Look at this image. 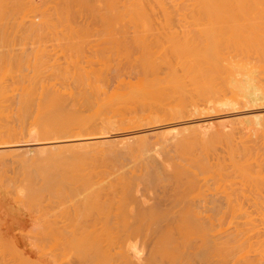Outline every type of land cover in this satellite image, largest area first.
<instances>
[{
    "label": "bare ground",
    "instance_id": "obj_1",
    "mask_svg": "<svg viewBox=\"0 0 264 264\" xmlns=\"http://www.w3.org/2000/svg\"><path fill=\"white\" fill-rule=\"evenodd\" d=\"M57 2L49 7L45 5L47 8L40 9L38 17L34 14L35 19L29 17L31 14L29 11L32 10L27 8L22 12L23 18L19 16L21 18L19 20L0 21V167L3 166L4 170V167L16 166L20 174L19 171L16 172L18 176L14 178L11 175L12 183L14 179H18L22 184L15 186L18 185V180H15L16 184L10 185L12 189H9L7 181L5 183H8V191L21 204L28 206V209L38 206L45 196H49L51 199L52 197L58 199V205H62V211L59 208V213L55 212L57 215L65 218L70 211L73 213L72 219L78 227L73 226L79 230L78 237L70 236L71 238L68 240L67 237V240L69 247L77 253L76 264H264V194L248 200L239 191V197L242 194L246 199L242 201L234 197L236 187L232 186L240 184V180L243 182L242 178L247 180L248 173L246 174L245 170L249 168L250 171L253 168L247 167V161H250L251 156L247 152L249 148L246 151L245 147L240 148L236 144L237 139L243 142L246 135L254 130H249L246 126L249 134L243 132L246 127L241 128V125L244 127L250 122L244 124L241 120L237 122L239 119H236L230 127L219 122L227 128L215 130L213 127L212 133L206 131L208 127L203 128L205 131L199 130L198 125L194 126L198 129H194L191 134L181 137H178L181 128L179 132L172 133L176 126L171 125L172 129L151 133L154 135L152 142L148 140V136L135 135L134 132V135L129 133L128 136L119 138L115 144H111L112 141L106 135L108 130L103 131L105 135L99 131L109 126L127 128L142 125V122L151 124L153 121L171 120L183 114L185 117L187 109L192 111L196 109V112H199L204 102L205 105L206 102L211 103L216 94H219V97L214 98H218V101L221 97L226 98L227 100H224L226 104L235 101L242 105L244 103L240 102L244 98L252 102L260 99L259 95H255V90H250L249 86H239L233 79L231 58L244 59L243 63L247 65L256 63L259 66L258 70L264 71V65H261L264 64V0H66L62 4ZM22 7L26 9L25 6ZM8 13L10 14V11ZM76 20L81 23H77ZM48 48L54 52L52 55H62L65 65L63 70L55 72L56 68L54 71L48 68L53 66L46 59L51 55V51L48 54ZM46 54L48 56L44 59ZM58 57H53V63H56ZM113 61H116L115 66L111 63ZM239 63H236L237 68ZM62 66L61 64L59 68ZM111 71L114 74H111ZM255 72L257 73L256 69L254 73L252 72L253 75ZM260 73L262 77L264 76V72H259L254 75L256 77H253L254 80H260ZM110 75H113L114 83L109 91ZM242 75L243 80L245 74ZM262 81H258L261 82L259 86L264 85ZM57 84L62 89L57 88ZM83 87L89 90V97ZM150 124L149 126H152ZM252 124L257 126V123ZM31 132L39 134L42 138L40 143H37L40 144L39 147L36 146L38 148L29 147L28 144H13L18 138ZM172 140L176 149L185 150L183 152L185 159L194 163L196 176L199 173L203 175L202 183L206 181L204 180L206 175H217L218 183L223 185L225 193L224 204V199L221 200L224 208L221 209V205H217L218 209L214 213L204 215L196 209L194 197L187 201L173 198L168 200L167 204L157 203L156 200L146 204L143 199L138 200L139 197L133 192L134 188L123 181L122 198L131 205L130 215L138 216L141 223H146L147 226L143 223L145 231L148 237L151 235L149 239L143 241L148 243L149 240L150 249L144 255L146 259L142 258L143 251L137 244L138 240L133 239L135 237L131 239L130 234L127 238L124 237L122 243L118 237H115L118 241L113 239L108 240V243L103 242L104 239L102 243L92 241L93 233L102 231V223L97 222V219H91V216L94 213H105V217L111 214L106 215L112 208L110 200L112 197L109 196L112 192L115 193L112 185L117 183L113 178V183L108 184L110 177H106L108 185L105 184L106 181L103 183L106 178L103 180L99 178L101 181L93 180L96 173L94 167L96 169L97 165L105 166L109 162H117L125 155H129L130 158L132 154L147 152L151 155L143 156L145 159L142 160H145L144 163L155 164L158 161L156 162L153 152L165 151ZM245 141L248 139L245 138ZM218 142H222V146L225 147L224 152L221 151L225 155L222 160L220 159L222 154L218 156L219 159L216 155V161L210 164L207 155L211 154L212 145ZM220 145L221 143L218 146ZM253 157L251 161L255 164ZM225 160L228 163L226 164L233 168L235 177L240 176L237 178L238 182L233 181L234 176L230 172H225L224 168L228 167H223L221 163ZM248 163L253 166L252 163ZM150 165L154 166L152 163ZM30 168L34 170V174ZM148 173L149 176L146 174L148 176L146 177H151L152 181L160 179L156 169L149 170ZM261 173H257L258 176ZM1 175L3 177L4 174ZM5 177H8V172ZM5 177L3 178L6 179ZM166 179L168 180V177ZM254 179L249 180L248 184L253 181L257 185L262 180L257 182L258 178L255 181ZM6 180H9V177ZM190 185L197 187L196 181ZM242 185L244 186V183ZM247 185L246 188L249 187ZM251 185L256 188L253 183ZM114 187L117 189L116 185ZM228 188L230 190H227ZM66 199L69 201L68 206L64 205ZM49 201L52 200L47 199L46 204ZM55 205L53 203L54 208ZM39 206V209L42 208ZM114 208L121 211L123 209L122 204ZM63 211L67 215H63ZM90 220L99 226L91 227ZM64 230L70 234L73 231L65 228ZM110 232L116 234L115 231ZM126 232L128 233V230ZM4 242L6 241L0 236V264H34L31 262L33 259L30 263L28 258L25 259L26 257L17 252L13 244L6 242L11 245L8 246ZM64 243L62 244L67 247L68 245ZM59 244L62 246L60 242ZM65 262L75 264V261Z\"/></svg>",
    "mask_w": 264,
    "mask_h": 264
},
{
    "label": "rangeland",
    "instance_id": "obj_2",
    "mask_svg": "<svg viewBox=\"0 0 264 264\" xmlns=\"http://www.w3.org/2000/svg\"><path fill=\"white\" fill-rule=\"evenodd\" d=\"M6 1V2H5ZM27 1H29V2H27ZM37 1H38V3H37ZM56 1H58L57 3H59L60 2V4H62L64 1H66V0H0V4L3 2V4H1L0 5V21H2L3 19L5 20V21H13V20H19V19H21L20 17H22V16H24L23 14H22V12H24L25 10H27V8H28V10H29V8H30V10H32V12H30L29 11V14H30V16L29 17H34V14L38 17V11L40 10V9H43L44 7V9H46L47 7H49V6H51V5H53V4H56ZM12 2V3H11ZM26 2H27V5H26ZM43 2V3H42ZM6 3V4H5ZM22 3V4H21ZM31 3V4H30ZM40 3V4H39ZM11 4V5H10ZM20 4V5H19ZM5 5H8V6H5ZM41 5V6H40ZM47 7H46V6ZM12 8H11V7ZM15 6V7H14ZM19 6H21V8H22V10H21V8H18ZM22 6H25V8L26 9H23V7ZM7 7V8H6ZM39 7V8H38ZM18 8V9H17ZM32 8V9H31ZM34 8V9H33ZM8 9V10H7ZM13 9V10H12ZM19 10H21L20 12H19ZM35 10V13H33V11ZM37 10V11H36ZM10 11V14L8 13V12ZM37 12V13H36ZM8 15H7V14ZM5 14H6V16H8V17H10L11 16V14H12V16L9 18V19H7L8 17H6L5 16ZM18 14V15H17ZM10 15V16H9ZM4 16V17H3ZM15 16V17H14ZM20 16V17H19ZM37 17H36V19H37ZM14 18V19H13ZM23 18V17H22ZM2 19V20H1ZM34 19H35V17H34ZM3 20V21H4ZM77 21V23H81L80 21H78V20H76ZM262 23V22H261ZM261 25V24H260ZM261 27V26H260ZM263 27V26H262ZM86 50V49H85ZM51 50H50V48H48V54H49V52H50ZM87 51V50H86ZM85 51V53H88V52H86ZM54 52L53 51H51L50 52V54L52 55ZM48 54H46V56H44V59L48 56ZM51 55H50V57H51ZM57 56H59L60 57V59H59V57H58V59L56 60V63H53V59L55 58V57H57ZM49 56L46 58V59H48L49 60V64L50 63H52L51 65H53V66H51V68H50V66H48V68L49 69H51V71H54V69H55V72H57V70L59 71L60 69L61 70H63L64 68L63 67H65V65L63 64L64 63V60H63V58H62V55H60V54H58V55H52V57L50 58ZM54 57V58H53ZM114 57V56H113ZM50 58V59H49ZM231 58V57H230ZM234 58V59H233ZM233 58H231L232 59V64H231V70H232V77H233V79L236 81V83L237 84H239V86L241 85V86H244V87H246V86H249L251 89L250 90H252L253 89V91H254V93H255V95H259L260 96V99H258L257 101H250L248 98H244V100L246 99V101H244L243 99H242V101L240 102V103H244V104H242V105H240L239 104V102L237 103V102H235V101H232V102H230V104H226V101H224V100H227L226 98H222L221 97V95H220V97H221V99H219V101H218V98H214L215 96L216 97H219L217 94L216 95H214V97H213V103L211 102L210 103V101L207 103L206 102V104L207 105H205V102H204V104L203 105H205V107L206 108H204V106L202 105L201 106V108H200V110H199V112H196L197 110L196 109H194L193 111L191 110V109H187L188 111H186L187 112V114L185 113V117H183L184 116V114L183 115H181L182 116V118H181V116H179V117H176V118H174V119H171V120H166V121H161V122H154L153 121V123H146V122H144V124H143V122L141 123L142 125H138V126H140V127H138V126H134V127H124V128H122L121 126H109V127H104L103 129L102 128H100V129H102V131L101 130H99L101 133L104 131V132H107V130H108V133L106 134V135H108V139L110 140V141H112L111 142V144L112 143H114L115 144V142L119 139V138H122L123 136H128L129 135V133H130V135H134V132H135V135L137 134V135H140V134H144V136H148V140L149 141H151L152 142V140H154V135L153 134H155V132H160V130H163V129H172L171 128V125H175L176 126V128L174 127V126H172V127H174L173 129H172V133H174V131H176V132H179V128H181V130H180V132H179V134H178V137H181V136H184V135H188V134H191L192 132H193V130L194 129H198V127L196 128V127H194V126H198V125H200L199 127L200 128H202V129H200L199 128V130H201V131H203L204 129V127H205V129H206V131H208V133H212V131L215 129V130H217V129H223V128H225L227 125V127H230V126H232L233 125V123L236 121V119H239V120H237V122L238 121H242L244 124H245V122L247 123H249V124H245L244 125V127H242V123L240 122L239 123V125H241V128H245L246 126L249 128V130H251V129H254V130H251V132H249L248 133V128L246 129H244V131L243 132H245V134L247 133V134H249V135H246V140L248 139V141L246 142L245 141V138H244V141L243 142H239V139H237V141H236V144H237V147H240V148H242V147H245V149H246V151L248 150V148H249V150H250V152H249V150L247 151L248 152V154L249 155H251L250 156V161L248 160L247 161V167L248 166H250V168L251 167H253V168H251L250 169V171L251 172H253V173H255L256 174V176H255V174H253V173H250V171H249V168H247L246 166H245V168L244 169H248V170H245V173L247 174V180H244L243 178H242V181L243 182H241V180L239 181L237 178H239L240 176H237V177H235L236 175L234 174V171H233V168L231 167V166H229V165H227L228 163H227V161L225 160V161H223V162H221L222 163V166L223 167H228L227 169H225L224 168V170H225V172H230V174L232 175V176H234V177H232V179H233V181H236V182H240V184L239 183H237V184H233L232 186L234 187H238L239 185L241 186H239V189L237 190L235 187V189H234V193H236V194H234L233 193V195H234V197H237L239 200H242V201H244V200H246V199H244V197H246L248 200H252L253 198H255V197H260L261 195H263L264 194V164H263V162H264V157H262V156H264V94H263V90L264 89H262V88H264V85H262V84H260V86H259V83H261V82H258V81H264V79H262L261 80V78H263L262 77V75H261V73H260V75H261V77H260V80L258 79L259 77H257V79L258 80H254V78L253 77H255L254 75H257L259 72H264V71H261V70H258V68H259V66L255 63V64H249V65H247L246 63H243L245 60L243 59V60H241L239 57H237V59H235L236 57H233ZM264 58V57H263ZM58 60H60V61H58ZM235 60V61H234ZM241 61V62H240ZM55 62V61H54ZM62 62V63H61ZM240 62V63H239ZM256 62V61H255ZM58 63H59V65H58ZM63 65L61 68H59V66H61V64ZM112 63V65L113 66H115L114 64L116 63V61H113V62H111ZM111 63H110V65H111ZM236 63H239L238 64V68H237V64ZM56 64H57V66H56ZM234 64V65H233ZM235 64H236V66H235ZM111 65V66H112ZM243 65V66H242ZM253 65H254V67H256L255 69H256V71H257V73L255 72V74L253 75V73H254V71H255V69H254V67H253ZM256 65V66H255ZM261 65H264V64H261ZM235 66V67H234ZM246 66V67H245ZM233 67H234V69H233ZM241 68V70H240V68ZM245 67V68H244ZM94 68L96 69L97 67H95L94 66ZM236 68V69H235ZM247 69V70H246ZM246 71V73L244 72V71ZM252 70H254V71H252ZM253 72V73H252ZM113 72L111 71V74H112ZM237 73V74H236ZM240 73V74H239ZM114 74V73H113ZM242 74H245V77H243V80H242ZM239 75V76H238ZM242 75V76H241ZM250 76V78H249V76ZM113 77V75L111 76H109V84L110 83H112V84H108V90H109V88H110V90H111V88H112V85H113V83H114V80L112 81V78ZM236 77V78H235ZM251 77H252V81H251ZM238 78V79H237ZM256 78V77H255ZM111 79V80H110ZM238 80V81H237ZM246 80V81H245ZM248 80V81H247ZM254 80V81H253ZM241 81V82H240ZM263 81H262V83H263ZM256 83V84H255ZM258 83V84H257ZM245 84V85H244ZM264 84V83H263ZM253 85H254V87H253ZM261 85H262V87H261ZM57 88H59V89H62V87L60 86V85H58L57 84V86H56ZM259 87V88H258ZM84 88V87H83ZM254 88H256V89H254ZM259 89H260V92H259ZM84 90L88 93V89L87 88H84ZM109 90V91H110ZM258 93V94H257ZM88 95V97H89V93L87 94ZM61 96V95H60ZM213 96V95H212ZM94 97L91 95V99H93ZM214 99H216V100H214ZM223 99V100H222ZM240 100H241V98H240ZM214 104V105H213ZM189 108H191V107H189ZM203 108V109H202ZM193 109V108H192ZM202 109V110H201ZM215 109V110H214ZM190 111V112H189ZM190 114H189V113ZM191 112H192V114H191ZM194 113V114H193ZM260 113V114H259ZM252 114V115H251ZM198 115V116H197ZM259 117V118H258ZM241 118V119H240ZM250 120V121H249ZM167 121H168V123H167ZM219 122H222V125H223V123L226 125V126H222ZM231 122V123H230ZM236 122V123H237ZM252 122L253 123H257V126H256V124H252ZM170 123V124H169ZM198 123V124H197ZM200 123V124H199ZM235 123V124H236ZM260 123H261V126L263 125V127H261L260 126ZM263 123V124H262ZM146 124V125H145ZM148 124V125H147ZM149 124L150 125H152V126H149ZM156 124V126H154ZM259 124V125H258ZM113 125V124H112ZM213 125V126H212ZM237 125H238V123H237ZM252 125H254L253 126V128H252ZM141 126H143V128L141 127ZM146 126V127H145ZM136 127V128H135ZM170 127V128H169ZM210 127L212 128V129H210ZM213 127H214V129H213ZM222 127V128H221ZM226 127V128H227ZM256 129H255V128ZM114 128V129H113ZM133 129V128H135V129H133V130H128V129ZM137 128H139V129H137ZM141 128V129H140ZM225 128V129H226ZM261 128H262V130H261ZM117 129V130H116ZM127 129V130H126ZM157 129V130H156ZM175 129V130H174ZM124 130V131H123ZM165 130H164V132H165ZM224 130V129H223ZM256 130V131H255ZM117 131V132H116ZM148 131V133H146ZM152 131V132H151ZM168 131V130H167ZM170 131V130H169ZM205 131V130H204ZM211 131V132H210ZM221 131V130H220ZM254 131V132H253ZM103 132V133H104ZM115 132V133H114ZM138 132V133H137ZM139 132H141V133H139ZM143 132V133H142ZM150 132V133H149ZM171 132V131H170ZM125 133V134H124ZM128 133V134H127ZM151 133H153V134H151ZM262 133V134H261ZM127 134V135H126ZM150 134V135H149ZM29 135V136H28ZM104 135H105V133H104ZM112 135V136H111ZM28 136V137H27ZM249 138H248V137ZM23 137H24V139H23ZM40 137V135L39 134H37V133H28V134H26L25 136H22V137H20V138H18V140L17 141H14L13 142V144L15 143L16 145H29V147H36V146H38L39 147V145L40 144H37V143H40V139H42L41 137ZM251 137V138H250ZM262 137V138H261ZM111 138V139H110ZM116 138V139H115ZM255 138V139H254ZM37 139H39V140H37ZM253 140V141H252ZM258 140V141H257ZM96 141V140H95ZM250 141V142H249ZM254 142V143H253ZM262 142V143H261ZM219 143H221V145H220V147L218 146L219 145ZM239 143V144H238ZM244 143V144H243ZM256 143H258V144H256ZM260 143H261V145H260ZM14 144V145H15ZM113 144V145H114ZM241 144H242V146H241ZM245 144H247L246 146H243V145H245ZM252 144H254V145H252ZM109 146V145H108ZM222 142H218L217 144H213L212 145V147H213V149H212V151H211V154H214V155H211V154H208L207 155V159H208V162L210 163V164H214V162L216 161V158L220 155V154H222L223 155V152H224V146H222ZM250 146H251V148H250ZM262 146V147H261ZM38 147H36V148H38ZM107 147V146H106ZM217 147V148H216ZM219 147V148H218ZM247 147V148H246ZM260 147V148H259ZM256 148V149H255ZM258 148V149H257ZM216 149V150H215ZM219 149V150H218ZM223 149V150H222ZM259 149H261V150H259ZM218 150V151H217ZM263 150V151H262ZM169 151H171V153L169 152ZM185 150H183V149H176L175 147H174V144H173V140H172V142H169V144H168V146H166V148H165V151L164 150H161V153H160V151L159 152H153L154 154H153V156L154 157H156V162L157 163H155L154 164V162H150V163H144V161L145 160H142V159H145L144 157H147L149 154L151 155V153H135V154H132V155H130V158H129V155H125V157L124 156H122V157H124V158H122V157H120L121 158V160H120V163H119V160H117V162H109L110 164H114L115 165V167H114V165L112 164V166H110V164L109 163H107L108 164V166H104V165H102V166H100V165H97L98 167H96V169H95V167H94V171L96 172L95 173V175H94V177L96 178H94L93 177V180H97L98 179V181H101V180H103V178H108V177H110V178H108L109 179V181H108V184L109 183H113V178L115 179V181H117V183H113V185H112V188H113V191H115V193L113 194V192H112V194L109 196V198H111L110 200H111V202H112V208H110L111 210H109L107 213H106V215L107 214H110V215H107L106 217H105V213H94V214H92V216H91V219L92 218H94V219H97V222H100V224L102 225V231H100V232H98V231H96V234H95V232L93 233V237H91V239H92V241H95L96 240V242L97 243H102V241H103V239H104V241L103 242H105V243H108V240L109 241H113V239L115 240L116 238L115 237H118V239H119V242L120 243H122L123 241H124V237H128V235L130 236V238L132 239L133 237H135V238H133V239H135V240H138L137 242H139V243H137L138 244V246H139V248H141L142 249V251H143V255H142V258H145V254L146 253H148V250L150 249L149 247V240H148V243H147V241H146V243H144L143 241L144 240H146L147 238L149 239L150 237H151V235H149V237H148V235H147V233H146V231H145V226H147L146 225V223H144V222H142L141 223V221H139L138 219H140L138 216H131L130 215V213H129V209H131V205H130V203H129V205H128V201L127 200H124L123 198H122V188H123V186H124V183H128V184H130L129 186L130 187H132V189H133V192H135V194L139 197L138 198V200L139 199H143L144 201H145V203L146 204H151L152 202H155V200H156V202L157 203H161V204H167V202H168V200H171V199H175V200H185V201H187V200H189L190 198H196V209H198L199 211H201L202 212V214H204V215H208V213L210 212V214L211 213H214V211H216L217 209H218V207H217V205H221V209L222 208H224V201H225V199H224V189L222 188L223 187V185L222 184H219L218 182V179H217V175H215V174H212V175H206V177L204 178V180H206V181H204L203 183H204V185H203V183H202V181H203V175L202 174H198L197 176H196V166L194 165V163L191 161H187L185 158V154L183 153ZM213 151H215L214 153H212ZM221 151H223V152H221ZM255 151V152H254ZM258 151V152H257ZM220 152V153H219ZM253 152V153H252ZM159 153H160V155H161V157H160V155H159ZM164 155H163V154ZM178 155H177V154ZM180 153V154H179ZM216 153V154H215ZM218 153V154H217ZM260 153V154H259ZM263 153V154H262ZM137 154V155H136ZM158 154V155H157ZM169 154H171V155H169ZM257 154H259L258 156H257ZM133 155H136V157H134ZM142 155V156H141ZM157 155V156H156ZM168 156L167 158H164V156ZM210 155H211V157H210ZM216 155H217V157H216ZM224 155H225V153H224ZM224 155L223 156H221V158L220 157H218V159L220 158L221 160H222V158L224 157ZM254 157H253V156ZM140 156V157H139ZM144 156V157H143ZM173 156H175L174 158H173ZM128 157V158H127ZM142 157V158H141ZM163 157V158H162ZM171 157H172V160H171ZM214 159H213V158ZM254 158V159H252L254 162H255V164L254 163H252V161H251V158ZM137 158V159H136ZM179 158V160H177ZM257 158V159H256ZM136 159V160H135ZM140 159V160H139ZM163 159V160H162ZM255 159H256V161H255ZM123 160V161H122ZM131 160V161H130ZM133 160V161H132ZM135 160V161H134ZM164 160H166V161H164ZM215 160V161H214ZM124 161L126 162V163H124ZM137 161V162H136ZM147 161V160H146ZM168 161V162H167ZM179 161V162H178ZM143 162V163H142ZM162 162V163H161ZM248 162H250V163H252L253 164V166L252 165H250ZM129 163V164H128ZM152 163V165H156L155 166V169H156V171H158V176L160 177V179L159 180H154V181H152L150 178H147L148 176H149V173H148V171L149 170H151V171H153V170H155L150 164ZM168 163H170V165L168 164ZM178 163V164H177ZM184 163V164H183ZM227 163V164H226ZM105 164V163H104ZM158 164H159V166H158ZM163 166H162V165ZM185 164H186V166H185ZM226 164V165H225ZM263 164V165H262ZM117 165V166H116ZM134 165V166H133ZM143 165V166H142ZM150 167H149V166ZM179 166V168H178V166ZM256 165V166H255ZM99 166L101 167V168H99ZM124 166V167H123ZM146 166V167H145ZM160 166H162L163 167V170H162V167H160ZM181 166V167H180ZM189 166V167H188ZM8 167V166H7ZM4 167V170H3V166H2V168L0 167V170H1V172H0V175L3 173L4 175H3V177H5V176H7V172H8V177H9V180H6V179H8V177H5L6 179H4L3 177H2V175L0 176V236L2 237V239H4V241H6V242H10L11 243V245L13 244V246H15L14 247V249L17 251V252H19L20 254H22L24 257H26L25 259H27L29 262L31 261V259H33L31 262H33L34 264H65L66 262H65V260H67V261H72V263L75 261V264H76V261H77V253L76 252H74V250L73 249H71L70 247H69V239L72 237L73 238V236L75 235V237H78V234H77V232L79 231L77 228V230L76 229H74V226H77L76 224H75V221L72 219V217H74L73 216V213L70 211L68 214L69 215H67V213L66 212H64L63 211V215H67L65 218H64V216H60V214L59 215H57L58 213H59V210H61L62 211V209H61V207H62V205L61 206H59L58 205V199H56V198H54V197H52V199L51 198H49V196H45V199L47 198L48 200L50 199V200H52V201H49V203H52V204H49L48 202H47V204H46V201H47V199L45 200H43V202L41 203H38L39 205V207H42V208H38V206H36V207H30L29 209H28V206H26V205H23V204H21L17 199H16V197H14V195H12V193H10L9 191H8V183H9V189L11 188V186H12V184H13V186H14V184H16V181L18 180V179H14L13 180V183H12V179L16 176V172H18L19 170H18V168L16 167V166H14V165H12V167H11V165H10V167ZM13 167H15V168H13ZM106 167V168H105ZM144 167V168H143ZM229 167H230V169H229ZM258 167H260V168H258ZM7 168V169H6ZM10 168V169H9ZM11 168H13V169H11ZM112 168V169H111ZM148 168V169H147ZM158 168V169H157ZM166 168H168L167 170H166ZM255 168H257V169H255ZM105 169V170H104ZM143 169V170H142ZM161 169V170H160ZM258 169H260V171L258 170ZM5 170H7V171H5ZM13 172H12V171ZM31 172H32V174H34V170L33 169H29ZM98 170V171H97ZM118 170V171H117ZM134 170V171H133ZM169 170V171H168ZM223 170V171H224ZM233 171V173H231L232 171ZM235 170V169H234ZM256 170V171H255ZM3 171V172H2ZM9 171H11V173L9 172ZM14 171H15V173H14ZM113 171V172H112ZM163 173H162V172ZM191 171V172H190ZM258 171V172H257ZM140 172V173H139ZM145 172H147L146 174L148 175H146L145 174ZM161 174H160V173ZM262 172V173H261ZM6 173V174H5ZM106 173H108V174H110V176L108 175V174H106ZM114 173V174H113ZM126 173V174H125ZM191 174V175H188V174ZM257 173H261V174H259V176H258V174ZM19 174H20V171H19ZM164 174V175H163ZM167 174H169L168 176H167ZM237 174V173H236ZM11 175H12V177H11ZM103 175V176H102ZM106 175V176H105ZM124 175V176H123ZM17 176H18V174H17ZM16 176V177H17ZM147 176V177H146ZM157 176V177H158ZM166 176V177H165ZM189 176V177H188ZM168 177V180L170 179V181H168L166 178ZM170 177V178H169ZM209 177V178H208ZM12 178V179H11ZM99 178H101V180H99ZM107 178L105 179V180H103V183H105V181H106V185H108L107 184ZM117 178V179H116ZM121 178V179H120ZM126 178V179H125ZM133 178V179H132ZM187 178V179H186ZM255 178V179H254ZM256 178H258L257 180H256ZM118 179H120L119 181H118ZM148 179V180H147ZM213 179V180H212ZM235 179V180H234ZM251 179H254V181L256 180L257 182L258 181H260L261 179V181H260V183H257V185L253 182V181H251V184L253 183V186L254 187H256V188H253L252 187V185L250 186L248 183H250V181L249 180H251ZM5 180V181H4ZM16 180V181H15ZM111 180V181H110ZM149 180H151V181H149ZM187 180H188V182H187ZM7 181H9L8 183H5V182H7ZM114 181V182H115ZM122 181V182H121ZM123 181H124V183H123ZM193 181H196V186L197 187H194V186H191L190 185V183H192ZM214 181V182H213ZM130 182V183H129ZM131 182H132V184H131ZM139 182V183H138ZM206 182H208V184L206 183ZM235 182V183H236ZM261 182H263L262 184H261ZM4 183V184H3ZM17 183H18V185H15V186H21L22 184H21V182H19V180L17 181ZM19 183H20V185H19ZM111 183V184H112ZM121 185H120V184ZM155 183V184H154ZM172 183V184H171ZM244 183V186L242 185V184ZM248 185H247V184ZM4 185V186H3ZM11 185V186H10ZM114 185H116V187H117V189H115V187H114ZM210 185V186H209ZM218 185H220V186H218ZM222 185V186H221ZM245 185H247V186H249L248 188H246L245 187ZM262 185V186H261ZM157 186V187H156ZM191 186V187H190ZM200 186V187H199ZM202 186V187H201ZM217 186L221 189H218L217 188ZM259 186V187H258ZM7 188V190H6V188ZM119 187V188H118ZM233 187L231 188V189H233ZM259 188V190H261L262 188V190L260 191V193L258 192L259 190H257L258 188ZM262 187V188H261ZM218 190H220V191H218ZM243 188V189H242ZM261 188V189H260ZM12 189V188H11ZM115 189V190H114ZM169 189V190H168ZM241 189H242V191H241ZM75 191H77L76 189H74ZM74 190L72 191V192H74ZM117 190H120V191H117ZM171 190V191H170ZM172 190H173V192H172ZM227 190H230V188H228ZM248 190V191H247ZM252 190V191H251ZM254 190H256V191H254ZM154 191V192H153ZM186 191V192H185ZM238 191V192H237ZM239 191H240V193H242L243 195H244V197H243V195L241 194V196H242V198H240L239 197V195H240V193H239ZM247 193H246V192ZM6 192V193H5ZM146 192V193H145ZM256 192H257V194H256ZM121 193V194H120ZM164 193H165V195H164ZM167 193V194H166ZM249 193H251V194H249ZM163 194V195H162ZM260 194V195H259ZM115 195V197H113ZM119 195V196H118ZM171 195H173V196H171ZM217 195V196H216ZM256 195V196H255ZM117 196L119 197V198H117ZM121 196V197H120ZM147 196V197H146ZM165 196V197H164ZM171 196V197H170ZM210 196V197H209ZM159 199H158V198ZM163 199V201H162V199ZM253 197V198H252ZM14 198H15V200H14ZM115 198V199H114ZM122 198V200H120ZM165 198V199H164ZM169 198V199H168ZM218 198H219V200H218ZM222 198L224 199L223 200V204L221 203L222 201ZM53 199H55V200H57L56 202L53 200ZM117 199V200H116ZM54 201V202H53ZM119 201V202H118ZM122 201V202H121ZM158 201H160V202H158ZM65 204L64 205H67L68 206V204H69V201H67V199L65 200ZM250 202V201H249ZM14 203V204H13ZM53 203H54V205L56 206L55 208L53 207ZM116 203V204H115ZM118 203H120V204H122V207H123V209H122V211L121 210H117L116 208H114L113 209V207H116V206H118V205H120V204H118ZM124 203V204H123ZM218 203V204H217ZM45 204V206L43 207V205ZM50 205V206H49ZM51 205H52V207H51ZM124 205H126V206H124ZM47 206H48V208H47ZM57 206H58V208H57ZM127 206H130L129 208H127ZM49 207L51 208V209H53V210H51V209H49ZM203 207V208H202ZM22 208V209H21ZM34 208V209H33ZM44 208V209H43ZM46 208V209H45ZM60 208V209H59ZM126 210H125V209ZM215 208V209H214ZM37 209H39V211L37 210ZM59 209V210H58ZM201 209V210H200ZM35 210V211H34ZM37 210V211H36ZM51 210V211H50ZM209 210V211H208ZM211 210V211H210ZM61 211H60V213H61ZM114 211H116L117 213H114ZM124 211H125V213H124ZM27 212V213H26ZM55 212H58L57 214L55 213ZM205 212V213H204ZM56 214L57 215V220H59V221H57V220H55L56 218H54V217H56L54 214ZM64 213H66V214H64ZM70 213H71V215H70ZM96 214H98V215H96ZM121 214H122V216H121ZM125 216H124V215ZM43 215H46L45 217H43ZM61 215H62V213H61ZM102 215H103V218H102ZM127 215V216H126ZM214 215V214H213ZM38 216V217H37ZM110 216H111V218H110ZM37 217V219L35 220V218ZM48 217V218H47ZM58 217H60L59 219H58ZM71 217V218H70ZM109 217V218H108ZM113 217V218H112ZM117 217V218H116ZM123 217V218H122ZM67 218V219H66ZM70 218V219H69ZM100 218V219H99ZM102 218V219H101ZM105 218H107V219H105ZM124 218H126V219H124ZM44 219V220H43ZM65 219V220H64ZM68 219H69V223H68ZM115 219V220H114ZM124 219V220H123ZM133 219V220H132ZM38 220V221H37ZM54 220H55V222H54ZM71 220H72V222H71ZM108 220V221H107ZM110 220V221H109ZM112 220H114V221H112ZM117 220H118V222H117ZM123 220V221H122ZM142 220V219H141ZM57 221V222H56ZM103 221H104V223H103ZM115 221H116V223H115ZM137 221V222H136ZM35 222V223H34ZM38 222V223H37ZM44 222V223H43ZM70 222H71V224L72 225H70ZM112 222V223H111ZM121 222V223H120ZM130 222H131V224H130ZM3 223V224H2ZM90 223H91V227H98L99 226V224L97 225V224H95L93 221H91L90 220ZM120 223V224H119ZM123 223V224H122ZM125 223V224H124ZM139 223V224H138ZM143 223L145 224V226L143 225ZM213 223H214V221H213ZM215 223H216V221H215ZM113 224V225H112ZM128 224V225H127ZM217 224V223H216ZM215 224V225H216ZM57 225H58V227H57ZM62 225V226H61ZM74 225V226H73ZM93 225V226H92ZM100 225V226H101ZM111 227H109V226ZM115 225V226H114ZM118 225V226H117ZM122 225V226H121ZM143 225V226H142ZM61 226V227H60ZM65 226H67V227H65ZM113 226V227H112ZM132 226V227H131ZM137 226H138V228H137ZM25 227V228H24ZM63 227V228H62ZM72 227H73V229H72ZM78 227V226H77ZM107 227V228H106ZM127 227V228H126ZM129 227V228H128ZM64 228L66 229V230H70V231H72L71 232V234L70 233H68L67 231H65L64 230ZM71 228V229H70ZM103 228L104 229H106V230H103ZM114 228H116V230H114ZM123 228H125V229H123ZM131 228V229H130ZM133 228V229H132ZM227 228V227H226ZM108 229V230H107ZM121 229V230H120ZM224 229H225V227H224ZM53 230V231H52ZM125 231V232H123V231ZM128 230V233L126 232ZM134 230H136V232H134ZM142 230V231H141ZM76 231V232H75ZM106 231V232H105ZM110 231H115V235H114V232H110ZM130 231V232H129ZM138 231V232H137ZM46 232V233H45ZM54 232V233H53ZM60 232V233H59ZM75 232V233H74ZM109 232V233H108ZM118 232V233H117ZM120 232V233H119ZM34 233V234H33ZM66 233V234H65ZM106 233H108V234H106ZM135 233V234H134ZM56 234V235H55ZM73 234V235H72ZM102 234V235H101ZM103 234H104V236H103ZM110 234H112V235H114V238H113V236L112 235H110ZM119 234V235H118ZM125 234L127 235V236H125ZM133 234V236H131ZM137 234V235H136ZM53 235H55V237L53 236ZM69 235V236H68ZM77 235V236H76ZM116 235H118V236H116ZM144 235V236H143ZM20 236V237H19ZM31 236V237H30ZM36 236V237H35ZM71 236V237H70ZM108 236V237H107ZM38 237V238H37ZM41 238V240H40V238ZM67 237H68V240H67ZM122 237V238H121ZM138 237H140V238H138ZM33 238V239H32ZM61 238V239H60ZM63 238H65L64 240H62ZM98 238V239H97ZM217 238V237H216ZM118 239H116L117 241H118ZM39 240V241H38ZM45 240V241H44ZM48 241H50V242H48ZM75 241V240H74ZM140 241H142V242H140ZM6 242H4V244H7L8 246L10 245L9 243H6ZM59 242L62 244V243H64V244H67L68 246L67 247H65L63 244H62V246L59 244ZM33 243V244H32ZM40 244V245H39ZM53 244V245H52ZM55 244V245H54ZM144 244H145V247H144ZM10 245V246H11ZM21 245V246H20ZM35 245V246H34ZM46 245V246H45ZM42 246V247H41ZM58 246V247H57ZM60 246V247H59ZM64 246V247H63ZM141 246H143V247H141ZM41 247V248H40ZM63 249H62V248ZM55 248V249H54ZM67 248V249H66ZM147 248V249H146ZM43 249V250H42ZM46 249V250H45ZM61 249V250H60ZM64 250V251H63ZM35 251H36V253H35ZM66 251V252H65ZM48 252V253H47ZM68 252V253H67ZM74 252V253H73ZM64 253V254H63ZM76 253V254H75ZM60 254H62V255H60ZM66 254V255H65ZM74 254V256H72ZM55 255V256H54ZM148 255V254H147ZM147 255H146V257H147ZM65 257V258H63V257ZM67 256V257H66ZM144 256V257H143ZM23 257V258H24ZM55 257V258H54ZM61 258H62V260H61ZM59 259V260H58ZM63 259H65V260H63ZM71 259V260H70ZM146 259V258H145ZM74 260V261H73ZM59 261H63V263L62 262H59ZM30 262V263H31ZM52 262V263H51ZM65 262V263H64ZM67 264H69V262H67ZM74 264V263H73Z\"/></svg>",
    "mask_w": 264,
    "mask_h": 264
}]
</instances>
